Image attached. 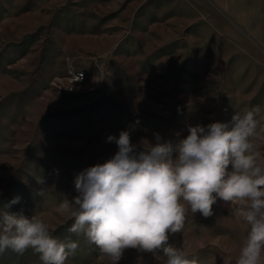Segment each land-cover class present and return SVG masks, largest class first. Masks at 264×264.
<instances>
[{"label":"rangeland","instance_id":"obj_1","mask_svg":"<svg viewBox=\"0 0 264 264\" xmlns=\"http://www.w3.org/2000/svg\"><path fill=\"white\" fill-rule=\"evenodd\" d=\"M262 49L207 0H0V207L19 196L9 211L76 242L66 264H111L56 212L77 195L76 176L110 159L118 149L107 138L121 131L138 151L157 133L175 146L188 126L228 123L245 108L260 109L251 139L264 153ZM212 207L169 233L200 264L234 260L249 229L230 203ZM0 264L41 261L7 250ZM118 264L162 261L127 248Z\"/></svg>","mask_w":264,"mask_h":264},{"label":"clouds","instance_id":"obj_2","mask_svg":"<svg viewBox=\"0 0 264 264\" xmlns=\"http://www.w3.org/2000/svg\"><path fill=\"white\" fill-rule=\"evenodd\" d=\"M259 112L245 108L228 123L188 126L175 146L157 133L155 144L145 140L138 151L128 131L109 136L116 153L79 173L77 195L60 201L56 212L74 221L68 233L83 235L111 264L127 248L150 252L162 264H200L169 244V233L182 232L189 211L212 216L219 199L249 226L239 255L224 264H264V153L251 139ZM19 200L0 207V253L31 249L41 264H66L78 244L53 235L37 214L9 211Z\"/></svg>","mask_w":264,"mask_h":264},{"label":"crops","instance_id":"obj_3","mask_svg":"<svg viewBox=\"0 0 264 264\" xmlns=\"http://www.w3.org/2000/svg\"><path fill=\"white\" fill-rule=\"evenodd\" d=\"M207 1L243 35L250 36L264 49V0Z\"/></svg>","mask_w":264,"mask_h":264},{"label":"built area","instance_id":"obj_4","mask_svg":"<svg viewBox=\"0 0 264 264\" xmlns=\"http://www.w3.org/2000/svg\"><path fill=\"white\" fill-rule=\"evenodd\" d=\"M71 75L73 76V79L75 81H80L84 79V74L82 73H72Z\"/></svg>","mask_w":264,"mask_h":264},{"label":"water","instance_id":"obj_5","mask_svg":"<svg viewBox=\"0 0 264 264\" xmlns=\"http://www.w3.org/2000/svg\"><path fill=\"white\" fill-rule=\"evenodd\" d=\"M246 35V34H245ZM247 36V35H246ZM247 38L250 40V41H252L255 45H257L258 46V44H256L255 42H254V40L250 37V36H247ZM263 51H264V49H262Z\"/></svg>","mask_w":264,"mask_h":264}]
</instances>
